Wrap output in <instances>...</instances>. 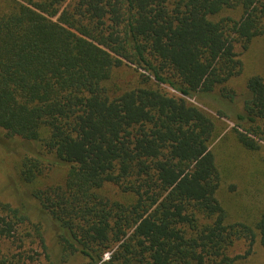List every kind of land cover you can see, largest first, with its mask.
I'll return each instance as SVG.
<instances>
[{
    "label": "trees",
    "instance_id": "16d2710c",
    "mask_svg": "<svg viewBox=\"0 0 264 264\" xmlns=\"http://www.w3.org/2000/svg\"><path fill=\"white\" fill-rule=\"evenodd\" d=\"M263 37L264 0H0V129L40 146L19 174L59 250L58 263L41 223L0 200V264H240L264 250L259 174L240 161L264 142V77L240 101L228 87ZM208 99L216 116L195 103ZM221 119L241 148H213ZM55 165L62 183L42 181Z\"/></svg>",
    "mask_w": 264,
    "mask_h": 264
},
{
    "label": "rangeland",
    "instance_id": "374dc122",
    "mask_svg": "<svg viewBox=\"0 0 264 264\" xmlns=\"http://www.w3.org/2000/svg\"><path fill=\"white\" fill-rule=\"evenodd\" d=\"M243 69L240 76L231 80L228 87L233 89L236 94V100L240 101L246 93L247 80L252 77H264V37L254 41L248 51L240 57ZM197 106L207 111L212 116H216L214 109L216 103L211 100L196 101ZM206 104V105H205ZM236 112H241V105L236 104ZM216 125L221 133L218 141L213 145L216 151L227 148L230 152L236 148H241L234 138L232 132L234 122L227 119L217 120ZM262 148L257 153H249L241 150V163L246 167L247 172L256 171L259 174L258 187L261 190L260 195L264 198V142H261ZM40 151V146L33 142L22 140L18 137L9 136L5 131L0 129V200L11 203L13 206L22 208L32 222H40L43 228L44 238L50 250L51 257L58 260L56 230L51 220L38 211L29 187L26 186L20 178L19 167L21 160L25 156H36ZM47 178L41 179L45 183H62L66 174L64 165H55L49 167ZM249 175L252 173H248ZM246 180L251 179L245 174ZM257 179V180H258ZM250 206V204H247ZM38 250V249H36ZM246 250V245L242 242L237 243L230 251V256H241ZM59 251V250H58ZM107 259V255L104 256ZM240 264H264V250L256 244L253 255L246 262Z\"/></svg>",
    "mask_w": 264,
    "mask_h": 264
}]
</instances>
